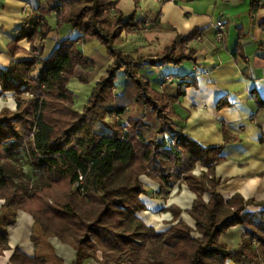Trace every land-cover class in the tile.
<instances>
[{
  "label": "trees",
  "instance_id": "1",
  "mask_svg": "<svg viewBox=\"0 0 264 264\" xmlns=\"http://www.w3.org/2000/svg\"><path fill=\"white\" fill-rule=\"evenodd\" d=\"M118 1L58 0L30 16L9 44L15 57L27 39L32 57L0 67V95L13 93L17 101L16 109L0 111V256L11 249L8 228L24 211L35 219V256L16 247L12 264H64L53 237L76 250L75 264L98 259L100 252L99 264H264V200L239 193L226 199L216 176L224 149L241 138L225 124L219 146L205 147L187 133L173 107L187 88L199 86L197 72L177 74L179 79L166 74L165 82H179L175 93L160 92L143 72L146 66L196 62L191 42L201 31L178 35L158 55L126 53L118 47L123 34L139 30L140 23L136 14L126 17ZM263 8V0H251L252 15ZM54 12L56 28L48 18ZM65 26L81 35L62 36ZM50 38L59 45L45 57ZM94 40L113 62L81 112L69 83L78 68L94 65L84 51ZM230 106L225 99L218 103L219 109ZM198 164L207 171L195 174ZM143 175L164 194L178 181L187 184L197 195L188 210L196 227L179 219L184 210L177 205L168 208L174 219L167 229L147 224L138 215L148 210ZM238 226L245 227L242 244L224 245V234Z\"/></svg>",
  "mask_w": 264,
  "mask_h": 264
},
{
  "label": "crops",
  "instance_id": "2",
  "mask_svg": "<svg viewBox=\"0 0 264 264\" xmlns=\"http://www.w3.org/2000/svg\"><path fill=\"white\" fill-rule=\"evenodd\" d=\"M57 2L58 0H0V67L7 68L12 61L32 57V44L27 39L19 42L23 51L15 57L9 54V44L17 37L18 30L30 16L49 11ZM117 8L126 17L136 14V20L140 23V29L124 33L118 45L121 50L132 55L161 54L178 35L201 31L202 38L191 42L196 50L197 61L174 67L178 74L197 72L199 86L187 88L185 96L173 108L180 116L187 133L205 147L224 143V124L239 135L241 141L226 146L222 153L225 160L216 166V176L223 180L219 191L226 199L239 193L246 199L264 200V108L258 105L254 94L257 92L264 99V8L252 15L251 0H119ZM222 17L225 18L227 26L224 44L217 41L215 26ZM48 18L56 28V13ZM69 33L74 38L81 35L79 31L71 32L69 26L62 28V36ZM58 45L55 38L47 39L44 56H50ZM84 51L93 58L94 65L88 69L78 68L77 77L83 75L82 71L98 70V76L90 78L94 89L113 60L109 57L107 48L98 40L86 44ZM163 68L146 66L143 72L160 92L175 93L179 82L174 85L176 81L172 80L168 81L172 83L167 84L164 76L169 73L163 74ZM80 92H74L75 108L83 111L90 99L85 101ZM0 98V110L4 107L16 109L17 101L13 93L3 94ZM221 99L231 102L232 106L219 109L218 103ZM149 180L146 185L149 195L144 197L148 210L138 214L147 224L155 226L159 231L170 227L169 222L174 216L168 208L177 204L174 195L183 187L186 200L181 202L186 203L178 204L184 210L179 219L190 224L195 223L186 211L191 208L196 198L190 188L174 184L164 194L161 193L162 187L159 183ZM205 198L209 200L210 195L206 194ZM249 209L259 208L250 206ZM20 212L22 211L18 212L16 222L8 228L11 249L0 256V264H12L11 257L15 248L22 246L12 242V227L19 225ZM158 212L164 216L161 217L164 226L159 228L155 222L149 223L143 216ZM34 223L35 220L29 238ZM244 232L245 227H234L224 234L227 242L222 243L238 248L242 244ZM50 240L64 264H75L77 252L73 247L64 244L57 237ZM20 248L29 256H35L34 242L33 253ZM99 256L102 258L101 252ZM83 264L96 263L90 258Z\"/></svg>",
  "mask_w": 264,
  "mask_h": 264
},
{
  "label": "rangeland",
  "instance_id": "3",
  "mask_svg": "<svg viewBox=\"0 0 264 264\" xmlns=\"http://www.w3.org/2000/svg\"><path fill=\"white\" fill-rule=\"evenodd\" d=\"M164 68L162 69V72H163V74L165 73H174V76L177 78V79H179V77L177 76V74L178 73H176L175 71H174V67H176V65L175 64H167L166 65V68H165V66H163ZM100 69V68H99ZM95 73V74H94ZM82 76H84V77H87L88 79H89V82H83L79 77H77V75L70 81V83H69V87L72 89L71 91L73 92V94H74V92H79V91H81L80 92V94L81 95H83L85 98V101L86 100H88V99H90L91 98V94H92V92H93V90L94 89H92L93 88V83H91L92 82V79H94V76H98V70L95 72V71H88V72H86V71H82ZM90 78H92V79H90ZM101 78V77H100ZM99 78V79H100ZM170 83H172V82H168L167 81V84H170ZM176 83H178V81H176V82H174L173 84L174 85H177ZM95 88V87H94ZM1 96V95H0ZM74 97H75V95H74ZM1 99V98H0ZM7 101H8V99H6ZM74 104H75V100H74ZM3 109V108H2ZM1 109V110H2ZM77 109V108H76ZM0 110V111H1ZM82 112V111H81ZM99 128H101V125H99ZM203 171H207V168L206 167H203L202 165H200V164H198L197 165V167H196V169L194 170V173L195 174H197V175H200V174H202V172ZM28 177H30L29 175H28ZM27 177V178H28ZM29 179V178H28ZM149 179H151V178H149L148 176H146V175H143L142 177H141V180L144 182V184H148V182L150 181ZM176 184V186H178V185H180L181 187H183V186H187L188 188H189V186L187 185V184H185V183H180V181H178L177 183H175ZM185 187H183V189L180 191V190H177L178 188H175L177 191V193L174 195V197H175V201H176V203L177 204H174V205H177L178 206V204L179 203H182L181 201H185L186 199H185V196H183V194H184V189ZM191 190V189H190ZM173 193H174V191H173ZM206 196V195H205ZM196 197H197V195H196ZM196 199V198H195ZM195 201V200H194ZM194 201H193V203H194ZM5 202V200H2V199H0V206L1 205H3V203ZM186 203V202H185ZM183 205H185L184 203H182ZM188 204V203H187ZM192 206H193V204H192ZM192 206H191V208H192ZM181 208V207H180ZM190 208V209H191ZM188 210L189 209H187L186 211L188 212ZM184 212V211H183ZM155 216H156V220H154V222H155V225H157V227L159 228V227H161V226H164L163 225V222L164 221H161V217H164V216H162V213H160V212H158L157 214H154ZM20 216V215H19ZM18 216V217H19ZM145 219V218H144ZM35 220V219H34ZM190 220V219H189ZM145 221V220H144ZM195 221V220H194ZM34 222V221H33ZM187 222V221H186ZM190 224V223H189ZM191 226H193V227H196V222L195 223H192V224H190ZM33 232V231H32ZM10 238H11V235H10V233H9V240H10ZM30 240L32 241V239L30 238ZM10 242V241H9ZM33 242V241H32ZM55 242H56V240H55ZM222 242L223 243H226L227 242V238H226V236H224L223 238H222ZM65 244V243H64ZM10 245V244H9ZM69 245V244H68ZM17 247H22V246H17ZM72 247V246H71ZM21 249V248H20ZM9 250V249H8ZM6 251V250H5ZM4 254H5V252H4ZM98 259H101L100 258V256L98 255ZM97 258H91V260L93 261V262H95L96 264H99V260H98ZM65 263V262H64Z\"/></svg>",
  "mask_w": 264,
  "mask_h": 264
},
{
  "label": "bare ground",
  "instance_id": "4",
  "mask_svg": "<svg viewBox=\"0 0 264 264\" xmlns=\"http://www.w3.org/2000/svg\"><path fill=\"white\" fill-rule=\"evenodd\" d=\"M143 216L149 223H153L156 220V216L152 213L143 214ZM33 221L34 218L32 215L22 211L20 212L19 225L12 227L13 244L20 243L24 250L30 253H33V242L29 238Z\"/></svg>",
  "mask_w": 264,
  "mask_h": 264
},
{
  "label": "built area",
  "instance_id": "5",
  "mask_svg": "<svg viewBox=\"0 0 264 264\" xmlns=\"http://www.w3.org/2000/svg\"><path fill=\"white\" fill-rule=\"evenodd\" d=\"M216 39L219 41L221 44L225 43L226 40V31H227V26H226V20L224 17L220 18L216 22ZM202 36L199 35L198 39H201ZM83 181V176L80 177V183L77 184V186H80L81 182Z\"/></svg>",
  "mask_w": 264,
  "mask_h": 264
}]
</instances>
